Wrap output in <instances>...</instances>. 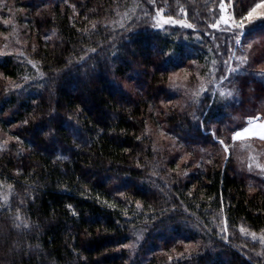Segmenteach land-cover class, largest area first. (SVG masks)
Listing matches in <instances>:
<instances>
[{"label": "trees", "instance_id": "trees-1", "mask_svg": "<svg viewBox=\"0 0 264 264\" xmlns=\"http://www.w3.org/2000/svg\"><path fill=\"white\" fill-rule=\"evenodd\" d=\"M262 1L0 0V264H264Z\"/></svg>", "mask_w": 264, "mask_h": 264}, {"label": "rangeland", "instance_id": "rangeland-1", "mask_svg": "<svg viewBox=\"0 0 264 264\" xmlns=\"http://www.w3.org/2000/svg\"><path fill=\"white\" fill-rule=\"evenodd\" d=\"M257 5H260V7H257ZM251 12H252V16L251 17H248V14H247V18L249 19V20H253V19H259V18H264V1H262V2H260V3H258V4H256L251 10H250ZM249 11V12H250ZM248 12V13H249ZM221 17H223V19H221V21L222 22H224L225 23V21H227V23L229 22V19H230V17H231V12H230V10H228V8H227V6H223L222 7V10H221ZM167 18L168 17H164V16H162L161 15V13L160 14H158V18H157V20H158V22L160 23V24H166L165 23V21L167 20ZM172 21L173 22H168V23H170V24H185V22L184 21H182V20H176V19H172ZM15 42H17V41H15ZM18 42H19V40H18ZM15 47H16V45H14ZM6 50V49H5ZM7 50H11L10 48H8ZM13 50V49H12ZM7 52V51H6ZM181 74V72H177V73H175L173 76H179ZM255 117H259V119H256V120H253V122L251 123V124H249V120L251 119V118H253V117H250V118H248V120H247V123L243 126V127H249V126H254L255 128H258L259 130H261L262 128H264V127H262V125H263V123H262V119L260 118V116L259 115H256ZM242 127V128H243ZM243 129H239V130H236V131H234L233 132V134H232V136L234 137V134H235V132H237V131H242ZM251 131H249V132H247V133H250ZM262 132H264V129H262ZM246 133H244V135H245ZM242 137H244V136H242ZM249 137H253V136H249ZM244 138H246V137H244ZM253 138H257V139H261V138H258V137H253ZM238 139H242L241 137L240 138H237V139H235V140H238Z\"/></svg>", "mask_w": 264, "mask_h": 264}, {"label": "snow or ice", "instance_id": "snow-or-ice-1", "mask_svg": "<svg viewBox=\"0 0 264 264\" xmlns=\"http://www.w3.org/2000/svg\"><path fill=\"white\" fill-rule=\"evenodd\" d=\"M146 2H148V3H150V4H154L155 3V0H146ZM223 4H224V0H221V7H223ZM257 7H260V5H257ZM252 16V12L250 11L249 13H248V17H251ZM221 19H223V17H221ZM168 22H173L172 21V17L171 16H169L168 18H167V20L165 21V23H168ZM219 24H220V21L218 20V21H216L215 23H213V24H211L210 25V27L211 28H218L219 27ZM225 25H227V21H225ZM187 27H192V25H187ZM236 27L237 28H241V27H243V22L241 21V23L240 24H238V25H236ZM225 30H227V27L225 28ZM235 43H237V44H239L240 43V41L237 39L236 41H235ZM232 57H230V59H231ZM246 57H241L240 58V63L241 64H243V63H245L246 62ZM239 71V69L238 68H231L230 69V73H236V72H238ZM262 74H264V73H262ZM223 79H227V77L225 76V77H222ZM221 95H228V96H231L232 95V93L231 92H228V93H221ZM256 119H259V117H253V118H251L250 120H249V124H251L252 122H253V120H256ZM262 127H264V125H262ZM247 132H249V128H244L242 131H237L235 134H234V139H237V138H240V137H242L243 135H244V133H247ZM261 139H264V135H262L261 137H260ZM221 143H223V141H221ZM222 231H226V228L225 229H222ZM241 231H244V229H241ZM253 238L255 239V234H253Z\"/></svg>", "mask_w": 264, "mask_h": 264}, {"label": "crops", "instance_id": "crops-1", "mask_svg": "<svg viewBox=\"0 0 264 264\" xmlns=\"http://www.w3.org/2000/svg\"><path fill=\"white\" fill-rule=\"evenodd\" d=\"M262 123L264 125V119H262ZM244 128H249V131H251L250 133H246L245 135H243L244 137H249V136H253L254 137L255 136V137L260 138L262 135H264V132H262V129H264V128L259 130L258 128H255L254 126L251 125L249 127H243V128H240V129H244ZM237 130H239V129H237ZM244 137H241V138H244Z\"/></svg>", "mask_w": 264, "mask_h": 264}]
</instances>
